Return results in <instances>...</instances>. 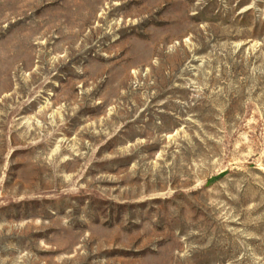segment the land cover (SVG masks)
<instances>
[{"label": "rangeland", "instance_id": "obj_1", "mask_svg": "<svg viewBox=\"0 0 264 264\" xmlns=\"http://www.w3.org/2000/svg\"><path fill=\"white\" fill-rule=\"evenodd\" d=\"M0 264H264V0H0Z\"/></svg>", "mask_w": 264, "mask_h": 264}]
</instances>
